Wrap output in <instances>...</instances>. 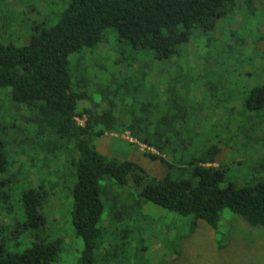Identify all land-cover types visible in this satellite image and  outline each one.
<instances>
[{"label": "trees", "instance_id": "16d2710c", "mask_svg": "<svg viewBox=\"0 0 264 264\" xmlns=\"http://www.w3.org/2000/svg\"><path fill=\"white\" fill-rule=\"evenodd\" d=\"M255 1L260 0H37L38 6L53 5L54 10L28 23L24 43L0 42V264H52L63 250V236L49 238L53 228L51 224L47 227L43 203L56 183L49 182L46 188L44 178H39L36 166L40 160L45 165L68 158L74 170L71 233L83 243L77 264L134 263L129 256L118 261L122 257L115 250L95 253L106 242L99 224L106 206L107 225L123 214L130 219L133 205L151 202L188 217L189 231L203 220L222 232L223 208L249 226H264V157L252 165V177L235 187L219 185L225 169L217 160L219 148L215 145L191 160L194 180L153 177L130 159L102 153L93 142L95 138L105 132L128 131L132 138L157 150L145 154L172 167L160 151L170 144L179 127L172 126L169 110L156 124L131 112V120L118 125L112 101L104 108L91 100L86 87L89 79L83 76L85 67L79 65L85 50L105 42L107 29L113 30L116 40L165 59L176 54L194 30L210 29L235 11L246 16L245 9L250 14L257 8ZM19 14L8 6V25H21ZM46 19L53 21L47 23ZM240 42L244 49L251 47L247 55L251 63H259L243 73V78L251 75L253 79L252 85L244 83L249 93L243 103L261 109L264 49L257 41L250 46L243 38ZM234 47L233 41L219 55L233 54ZM165 88L171 95L168 86ZM225 98L222 94V101ZM110 183L122 187L126 194L110 190ZM14 190L18 192V213L9 202ZM128 233L120 236L118 246L124 247L122 241ZM19 237L24 241L30 237V245L21 251L9 249L8 244L18 243ZM172 247L170 257L177 256L178 249Z\"/></svg>", "mask_w": 264, "mask_h": 264}, {"label": "rangeland", "instance_id": "374dc122", "mask_svg": "<svg viewBox=\"0 0 264 264\" xmlns=\"http://www.w3.org/2000/svg\"><path fill=\"white\" fill-rule=\"evenodd\" d=\"M255 2L257 8L250 14L245 9L246 16L235 11L232 16L221 17L224 20L218 19L210 29L194 30L189 41L181 43L177 53L165 59L116 40L113 30L107 29L105 42L85 50L79 64L85 67L83 76L89 79L86 87L93 103L105 108L112 101L118 125L128 123L134 116L131 112L156 124L160 115L169 110L172 126L179 129L171 136L170 144L160 151L172 167L145 154L144 151L157 150L132 138L133 133L128 131L103 133L93 140L97 149L130 159L153 177L168 175L173 179L194 180L191 160L202 157L210 145H215L219 148L217 160L225 169V178L219 185L231 183L236 187L248 181L253 175L252 165L264 157V107L253 109L243 103L249 93L244 83H253L252 76L245 79L243 73L259 63L257 60L251 63L247 56L251 47L244 49L240 40L243 38L248 46L250 42H260L264 49V0ZM8 6L20 13L21 25L16 22L8 25ZM53 10V5L38 6L37 0H0V42L24 43L28 23L44 18ZM45 21L51 23L53 19ZM233 41V54L220 56L221 50ZM222 94L227 96L223 101ZM68 160L54 159L45 165L40 160L36 166L46 188L49 182L56 183L43 203L47 227L51 224L53 228L49 238L63 236L64 239L63 250L52 264H77L83 245L81 238L71 233L70 188L76 177ZM110 188L126 194L115 184L110 183ZM17 193L12 191L9 199L15 213L20 207ZM129 214L130 219L128 214H123L120 220L107 225L106 206L99 221L106 242L95 253L115 250L122 257L118 261L129 256L134 262L131 264H264V226H249L227 208L221 211L222 232H216L203 220H198L189 231L188 217L151 202L133 205ZM127 233L122 241L124 247L118 246L120 236ZM30 243V237L25 241L19 237L18 243H9L8 248L21 251ZM172 246L178 249L177 256L170 257Z\"/></svg>", "mask_w": 264, "mask_h": 264}, {"label": "built area", "instance_id": "2783aa9c", "mask_svg": "<svg viewBox=\"0 0 264 264\" xmlns=\"http://www.w3.org/2000/svg\"><path fill=\"white\" fill-rule=\"evenodd\" d=\"M77 120L79 121V119L77 118ZM82 121V120H81ZM80 122V121H79ZM81 123V122H80Z\"/></svg>", "mask_w": 264, "mask_h": 264}]
</instances>
